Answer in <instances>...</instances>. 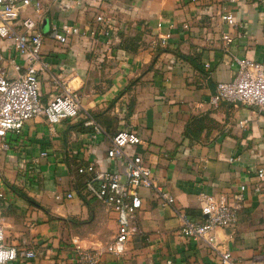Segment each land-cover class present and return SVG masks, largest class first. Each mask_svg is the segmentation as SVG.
I'll use <instances>...</instances> for the list:
<instances>
[{
	"label": "crops",
	"instance_id": "0c3cea01",
	"mask_svg": "<svg viewBox=\"0 0 264 264\" xmlns=\"http://www.w3.org/2000/svg\"><path fill=\"white\" fill-rule=\"evenodd\" d=\"M42 2L38 29L47 36L42 55L49 69L41 76V98L50 100L54 81L69 75L83 108L77 118L54 125L45 117L32 119L19 136H9L8 150L0 147V172L9 186L6 202H0L6 243L37 253L7 264H79V248L98 250L95 264H225L226 252L233 264H264V192L257 193L252 172L264 155V115L225 101L210 103L218 83L236 77L237 59L264 62L262 0ZM97 13L111 19L112 35H97L96 42L74 38L69 45L49 36L53 27L61 31L65 25L97 29ZM228 13L235 24L221 18ZM23 15L39 14L30 8ZM108 42L114 47L101 61L97 52ZM7 54L16 56L13 49ZM87 113L103 125L96 140L94 129L83 125ZM130 128L139 131V151L154 176L189 219L204 218L200 193L229 196L247 184L238 224L214 229L217 249L184 236L176 209L141 188V233L124 255L105 252L117 234V213L82 195L76 167L96 161L104 170L120 168L108 157L109 137ZM43 151L47 157H40ZM21 165L31 171L29 178L23 179ZM72 191V199L55 198Z\"/></svg>",
	"mask_w": 264,
	"mask_h": 264
},
{
	"label": "built area",
	"instance_id": "2783aa9c",
	"mask_svg": "<svg viewBox=\"0 0 264 264\" xmlns=\"http://www.w3.org/2000/svg\"><path fill=\"white\" fill-rule=\"evenodd\" d=\"M235 1V0H226ZM264 3V0H262ZM62 3V1H61ZM66 6V4H65ZM38 12L34 16H24L27 9ZM42 0H0V147L8 150L9 136H19L25 125L37 117H45L49 124L54 125L65 119H75L82 111L79 94L73 90L64 78L54 81L55 93L50 100L41 98V76L48 69V63L42 55V47L46 35L39 30L38 22L43 16ZM230 25L235 18L228 13L220 15ZM97 29L82 31L79 26L65 25L60 31L53 27L49 36L59 44L69 45L74 38L79 40L97 41V35H112L116 31L111 19L103 13H97ZM189 29V24H183ZM118 40V36H115ZM224 39L229 36L224 35ZM11 46L6 47L5 42ZM114 42H108L107 49L96 51L103 61L111 54ZM13 49L16 56L7 54ZM239 68L236 77L229 82H220L216 92L211 96L210 103L217 106L225 101L234 105L246 106L264 115V62L249 58L237 59ZM84 125L94 129L93 139L104 132V128L90 114H85ZM108 157L120 164L117 170L101 169L96 161L78 166V173L83 177L82 195L102 202L109 210L117 213L118 230L115 238L105 245V252L122 256L127 252L130 241L141 233L139 216L143 207L141 188H147L157 194L164 205L172 206L181 218V232L186 237L199 238L210 247L215 245L214 229L216 227H234L240 221L246 203L247 184H240L231 194L200 193L197 196L202 220L189 219L183 210L176 207L175 197L159 183L151 166L145 160L139 146L143 139L138 130L133 128L120 130L110 136ZM47 157V152L40 153ZM35 163L39 159L34 160ZM23 179L31 176L29 168L24 167ZM34 168H32V171ZM258 179L257 193L264 192V155L260 163L252 171ZM8 184L0 172V202H6ZM75 192H57L59 201L75 197ZM79 250V264H95L99 253L93 250ZM225 264H233L229 252L221 253ZM37 256L34 249L14 247L6 243L3 224V209L0 203V264H7L18 257L33 259Z\"/></svg>",
	"mask_w": 264,
	"mask_h": 264
},
{
	"label": "trees",
	"instance_id": "16d2710c",
	"mask_svg": "<svg viewBox=\"0 0 264 264\" xmlns=\"http://www.w3.org/2000/svg\"><path fill=\"white\" fill-rule=\"evenodd\" d=\"M96 121L103 127V125H102V123L100 121H98L97 119H96ZM78 166H79V163L77 164V167H76L77 173H78ZM77 180H78V183H82V181H83V177L79 173H78V176H77Z\"/></svg>",
	"mask_w": 264,
	"mask_h": 264
}]
</instances>
